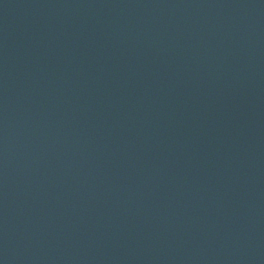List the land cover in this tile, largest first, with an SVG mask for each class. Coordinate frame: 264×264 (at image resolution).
Returning a JSON list of instances; mask_svg holds the SVG:
<instances>
[{
  "label": "water",
  "instance_id": "water-1",
  "mask_svg": "<svg viewBox=\"0 0 264 264\" xmlns=\"http://www.w3.org/2000/svg\"><path fill=\"white\" fill-rule=\"evenodd\" d=\"M0 264H264V0H0Z\"/></svg>",
  "mask_w": 264,
  "mask_h": 264
}]
</instances>
